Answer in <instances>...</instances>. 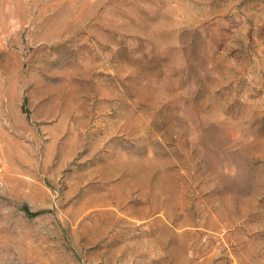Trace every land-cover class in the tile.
<instances>
[{"label":"rangeland","instance_id":"1","mask_svg":"<svg viewBox=\"0 0 264 264\" xmlns=\"http://www.w3.org/2000/svg\"><path fill=\"white\" fill-rule=\"evenodd\" d=\"M0 264H264V0H0Z\"/></svg>","mask_w":264,"mask_h":264},{"label":"built area","instance_id":"2","mask_svg":"<svg viewBox=\"0 0 264 264\" xmlns=\"http://www.w3.org/2000/svg\"><path fill=\"white\" fill-rule=\"evenodd\" d=\"M3 183V166H2V162L0 160V184Z\"/></svg>","mask_w":264,"mask_h":264}]
</instances>
